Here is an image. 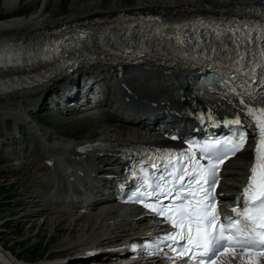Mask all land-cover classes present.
Instances as JSON below:
<instances>
[{
	"label": "snow or ice",
	"instance_id": "obj_1",
	"mask_svg": "<svg viewBox=\"0 0 264 264\" xmlns=\"http://www.w3.org/2000/svg\"><path fill=\"white\" fill-rule=\"evenodd\" d=\"M236 32L239 34L240 30ZM253 32H257L255 37ZM240 40L245 44L261 42L260 58L249 67L245 62L247 49L241 50L239 41H236L238 46L233 50L234 56L229 57L233 75L221 80V83L235 94L237 86L234 81L240 76L247 77L244 80L246 91L241 93L239 103L256 128L258 138L247 183L237 198V206L230 209L233 215L221 217L216 188L222 165L244 150L247 144L248 136L243 130L240 114L223 121L225 126L235 127L232 135L203 141L196 151L189 144L186 151L167 153V162H162L163 171L159 176L153 172L151 179L146 177L134 200L161 217L162 222L173 229L158 237L156 249L162 251L160 245L164 244L180 259L191 254L194 264H216L219 254L229 252L233 257L239 255L241 260H246V264H259L258 258L264 256V100L256 108L249 107L243 99L244 95L249 100L253 99L252 92L247 90L257 85L260 91L256 95L264 94V26H260L258 31L252 29L244 33ZM211 51L215 53L216 49ZM208 119L215 123L211 114ZM152 167L158 170L161 166L153 163ZM130 247L135 251L141 246L133 244ZM142 247L147 251L149 245Z\"/></svg>",
	"mask_w": 264,
	"mask_h": 264
},
{
	"label": "rangeland",
	"instance_id": "obj_2",
	"mask_svg": "<svg viewBox=\"0 0 264 264\" xmlns=\"http://www.w3.org/2000/svg\"><path fill=\"white\" fill-rule=\"evenodd\" d=\"M138 1L119 0V4L125 7L124 10H128L136 5ZM2 2L3 0H0V20L10 17L12 14L28 16L36 10L37 6L41 5V0H17L14 12L6 13ZM71 2L72 0H50L47 13L52 17L67 15ZM108 83L112 88L108 89L104 96L109 98L110 92L114 91L115 87L112 85L114 83L112 80ZM34 101L29 100L24 105H19L20 107L9 106V109L0 105V160H2L0 162L1 261L4 264H10L12 260L17 261L19 264H31L44 258L56 259L65 256L66 253L61 254L63 251L75 245L79 246L86 239L98 241V239L104 237H116L125 233L128 236L134 234L138 230L137 227H132L130 220L126 218L119 219L118 213L115 212L100 215V218L91 221L84 217L85 215L78 216L70 212L60 213L58 210H61V204L54 203L53 198L45 194L43 186H40L43 179L47 181V175L43 176V172L38 170L41 165L35 163L31 168L26 165V160L34 158V155H32L34 152H39L41 155L45 154L47 159L51 158V160H60L61 154V152L53 153L48 150L49 147L60 146V144L53 145L50 143L46 146L40 141L42 147H38L39 145L36 144L37 137L31 133L32 118H36L41 123V129L38 130L40 134L52 135L57 140L68 141L70 144L84 142V139L88 136H91V141H124L125 139L122 137H117L118 139L111 137V133L108 134L106 129L112 130L117 126L125 131L128 127L124 126L127 125L117 123L115 127L107 128L103 126V123H96L98 117H95L94 110L70 109L65 113L63 111L52 112L45 105H41L39 100ZM95 112H97V109ZM26 121L30 123L28 124ZM17 126H19V134L22 135V140H10L9 133L12 137L18 134ZM124 131L122 134H124ZM246 154L242 157L248 160L249 156ZM62 157L63 160H69L67 156ZM242 157L240 156L239 159H243ZM55 166V168H59L56 163ZM225 177V186H229L230 183L233 185L238 183L237 174H226ZM49 197L51 204L47 203ZM103 208L108 209L109 207L102 206L101 209ZM99 210L100 208L88 214L89 217H93ZM38 211L39 213H37ZM72 215L75 217H72ZM45 218L52 220L44 221ZM75 222L77 226L74 230L82 229L87 225H90L91 230L70 233ZM59 228H63V230L59 232ZM70 255H66V258L68 259ZM113 262L108 257L104 259L101 257L72 264H114L115 262Z\"/></svg>",
	"mask_w": 264,
	"mask_h": 264
},
{
	"label": "bare ground",
	"instance_id": "obj_3",
	"mask_svg": "<svg viewBox=\"0 0 264 264\" xmlns=\"http://www.w3.org/2000/svg\"><path fill=\"white\" fill-rule=\"evenodd\" d=\"M16 2L17 0H3L2 3H3L4 11L6 13H13ZM49 3L50 0H41V5L37 6L36 10L28 16L12 14V16L10 17L1 19L0 37L21 36V35L34 36L38 32H41L44 29H48L49 27L52 26L73 23V22L83 21L85 19H92V18H100V17L109 18L120 12L130 13L134 11L141 13L148 11V12H159V13H163L164 15H172V14L176 15L177 13L180 12L181 13L188 12L191 9H195L196 11L198 10V11L212 12L214 10L236 8L235 7L236 5L250 4L253 6L259 5L260 7L261 6L264 7V0H139L137 4L134 5L132 8L128 10H124L123 8L125 7H122V5L119 4V0H72L67 15L52 17L50 14L47 13V7ZM118 65H125V64L120 63ZM86 69L88 68L85 67L75 70L70 76L67 77V82L75 80L76 76H79L80 74H84ZM167 70L171 71V75L168 76L162 72ZM179 71L180 70L178 68L172 66L168 68L166 66L157 65V64H144V65H136L132 67V72H128V74L125 76L123 75L121 78L122 79L121 83L117 87L116 90L117 99L115 100L116 106L106 108L107 106L110 105L106 106L107 101L100 100V102H105V104L96 105L94 107L95 108L94 112L97 109V112L94 113V115H96L95 117H98L96 118L97 119L96 123H103V126H106L107 128L115 127V124L117 123L127 125L124 126V127H128L127 129H125V131L123 128L117 126L112 130L106 129L108 130L107 131L108 134L111 133V137L124 138L125 140L122 141L121 143L130 144V143L154 142L167 146L169 144L168 135L166 136V134L160 133L155 136V135L142 134L139 132V128L141 124L144 123V121L146 120L144 114L146 111L147 112L152 111L154 120H157L164 115H166L164 118H178L180 115H185L191 118L192 116L196 115L198 112H201L207 116L211 114L213 118L216 119L218 117H224V114L230 112L229 107L224 103H220L218 101H213V102L207 101L204 99V97L198 95L191 89L190 85L191 82L193 81L192 77L194 76V74H196V71L194 70L185 71L183 74H181V77H178ZM146 75H153L155 82L153 84L146 82L145 83L138 82V79L140 77H144ZM181 81H183V83L186 82L188 86L180 84L179 89L183 90V94L181 96H176L175 93L172 92L171 86L178 82L181 83ZM59 85L62 86L63 83H59ZM71 88L72 85L66 88L65 90H67L68 93H71L72 91ZM50 90H55V83H50L44 89L35 93L23 94L10 98L1 99L0 105L3 108H8V109L9 106L18 107L21 104L24 105L29 100L32 101L39 100V98H41L42 95H44L46 92ZM82 98L84 97H81V99ZM205 103H208L214 107L213 108L208 107ZM132 105H134L133 107H135V109L141 108V110L143 111L141 112L142 115H138L136 113L131 112L134 108H131L129 110L130 113H125V111L122 110L124 107L127 108ZM120 110H122V112ZM124 116H127L129 119L124 118ZM35 131L38 132V130L36 129ZM123 131L124 134H122ZM38 134H39L38 137H41L39 139L45 140L44 142L47 146L51 143L53 145L60 144V147L72 146L73 148L74 145L77 144V142L70 144L68 141H62V140L59 141L56 138H54L52 135H47V134L42 135L39 132ZM39 139L37 138L36 144L39 145L38 147H42V143L40 142L41 140ZM89 141H91V136L86 137L84 139V142L82 143ZM106 142H118V141L108 140ZM58 146H52L53 147L52 150L48 149L49 152L56 153L57 150H55V148ZM67 152L74 154V152H70V151ZM244 153L246 152L241 153L234 159L228 160L225 166V172L229 174L230 173L237 174L238 181L240 180V178L243 181V179L245 178L246 171L248 170L250 164V160H246L244 159L245 157L244 158L242 157ZM32 155H34V158L32 157L31 159L29 158L30 160H26L27 161L26 165L31 168V166L35 165V163H39L41 166L39 167L38 170L43 172V176L44 175L46 176L48 173V168H50L48 161H50L51 158L47 159L45 154L41 155L39 152L38 153L34 152ZM90 155H92L91 157H97L96 159L94 158L92 160L90 157L87 158L90 159L91 161L94 160L93 162H91L90 165L94 167L97 173L101 172L100 174H104L103 173L105 172L104 169L111 166V162H113L112 160H118V158H116L115 156H110V157L101 156L100 154H95V152H93ZM240 156L243 159H239ZM79 157L80 160H84L83 157L81 156ZM53 166L54 163L52 167ZM44 183H48V181H44ZM231 185L234 186L233 184H230L229 187H232ZM229 187L228 186L225 187L223 182L221 190H226ZM227 195L228 193L225 192L224 196L227 197ZM100 203L101 202L94 203V205H98ZM101 207L102 206H99L100 210L97 213H95L93 217L90 218L88 214L85 215L84 217L90 219L91 221L93 219L100 218V215H106V213H108L109 211V208L101 209ZM37 213H39V211ZM72 217L75 216L72 215ZM49 220L52 219L45 218L44 221H49ZM54 220H58V219H54ZM76 226H77L76 222L73 223L72 225L73 228L71 229L70 233L79 232L80 230H84V231L91 230L90 225H87L82 229L74 230ZM62 230L63 228L62 229L59 228V232ZM101 241H107V239L104 238ZM108 241L111 240L108 239ZM88 242H94L95 244H97L98 241L86 239L85 241L83 240L79 246L75 245L71 248H68V250L63 251L61 254L66 253L64 254L66 256V255H70V253H72V251L75 250L74 253L70 255L68 259L67 258L64 259V261L61 264L85 262V261H78L79 259H77V253L80 250H82L84 244H87ZM96 258H100V257L95 256L92 260ZM111 261H114L115 263L114 262L113 263L117 264L116 263L117 261L115 260H111Z\"/></svg>",
	"mask_w": 264,
	"mask_h": 264
}]
</instances>
